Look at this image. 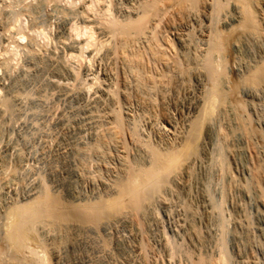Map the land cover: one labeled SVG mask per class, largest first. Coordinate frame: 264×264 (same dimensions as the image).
Instances as JSON below:
<instances>
[{"label": "rangeland", "instance_id": "rangeland-1", "mask_svg": "<svg viewBox=\"0 0 264 264\" xmlns=\"http://www.w3.org/2000/svg\"><path fill=\"white\" fill-rule=\"evenodd\" d=\"M45 6L48 8L46 9ZM62 7L63 4L46 0H0V102L5 99L9 101L8 108L2 107L0 109V112L2 111L0 113L1 206L11 205L18 201L20 203L26 202L24 200L28 195L34 194L44 186L48 188L51 194L58 195L64 203L70 202V204H79L89 200L97 201L114 194L116 182L124 176L126 167L132 164L131 161L134 162L133 164L145 163L147 152L136 139L140 138L139 140H141L143 138L142 140L159 146L162 150L169 145H179L183 140L184 130L186 131L187 124L183 122L187 123L186 119L197 116L198 106L196 105L199 104V96L202 97L203 89L209 84L206 78L200 74L196 57L207 46L206 38L201 37L198 28L190 32L192 38L189 37V40L180 38L182 32L175 31L170 26H162L158 29V32L162 31V34L159 33L156 44L170 59L172 82L164 79L165 83L163 80H159V77L157 78L158 71L163 67L154 66L153 55L149 50H147L149 54L146 51L142 53L144 57L136 58L149 75L156 76V83L160 82L157 85L163 90L161 91L157 85L155 89L152 87L153 84L146 79L148 78L145 76L146 74L142 83L132 71L127 57L136 53L137 50L130 49L123 51V53L119 51L120 53L117 52L116 54L114 52L115 44L109 42L107 44H111V46L105 44L106 48L104 46V48L98 47L99 52L96 51L95 47H92L87 54L89 61L84 60V63H81L82 66L75 60L69 59L67 57L68 46L72 45L73 41L68 35L69 31L66 32V30H68L69 22L72 21V11L69 10L70 15L65 16L62 13ZM35 14L36 16H34ZM17 18H22L26 29L24 31L27 38L21 44L15 42L18 39L17 32L20 31L18 30L20 23L17 22ZM43 27L47 36L44 41L36 38L33 34V30H42ZM163 31H168L169 34H166L170 38L169 40ZM174 32L175 34H173ZM193 34L195 37L192 36ZM64 38L67 41L63 40ZM261 38L263 39V37ZM240 39L233 40L229 47L230 52L228 51L227 54L223 55V58H226L225 61L230 60H227L228 63L226 61L225 75L221 77L223 79V81L221 80L222 90L227 94L230 93L227 98L226 106L228 107L224 106L225 111L222 105L216 106L212 118V122L215 121L212 123L214 129L212 141L209 140V135L203 129L199 146L200 160L193 164L191 174L189 176L183 175L184 179L182 181L180 179V183L173 184V187L170 186L167 192L166 190L162 192L157 197L159 199L154 200L155 203L153 202V208L149 209L148 217L142 214H133L132 211L126 210L123 216L106 222V226L100 228H91L90 225L84 226L75 222L64 225H54L49 222L38 224L35 228L37 233L35 240L37 241L32 243V247L40 252L39 255H42L41 246H43L52 264H196L200 258H205L207 263L214 259L217 260L221 254L220 251H222L220 246L225 244L224 250L228 253L226 254L228 264H264V198L261 195L264 191V87L259 86V89H256V87L251 86V88L247 84L245 87L240 82L242 75H246L248 69H252L256 65L254 63H258V60L260 61L261 57H264V40H259V37L250 38L251 40L244 37L243 40L241 39L242 41ZM254 39L256 40L254 41ZM140 45L144 49L148 43L138 44V48L141 50ZM13 47L17 48V50L15 48L16 58H12L11 55ZM93 48L95 52H93ZM94 55H98V57ZM2 56L4 58H1ZM175 60L184 63L187 73L181 74L175 70L173 67ZM1 63L4 65L2 66ZM240 67L241 69H238ZM69 73H72V76ZM94 74L98 76L100 81L94 82ZM120 82L122 83L119 84ZM124 82H128L129 85L125 83V86ZM141 86H144V89ZM202 87L204 88L202 89ZM106 90L108 93H110L109 90H112L111 93L117 90L120 95H118L119 99L114 100L112 96L108 95L105 97H108V100H113L108 101L104 97L102 102L100 96ZM130 93L132 94L130 95ZM165 94L168 96H164ZM126 95L128 98H125ZM163 98H165L164 101ZM100 101L101 103H99ZM231 101H233L232 104H230ZM115 105L117 107L114 109L121 107L122 115L126 119V121L124 120L126 131L123 134L125 136H121V138L124 137L122 139L114 136L116 133L115 126L113 120L109 119V114L111 110H114L112 107ZM144 114L145 116H143ZM176 124H179V127ZM246 130H249L248 134H246ZM136 132H138V136L135 134ZM182 132L184 133L182 134ZM133 134L136 139L132 137ZM172 135L176 136L173 137ZM175 138L176 140H174ZM133 139L135 140L133 141ZM257 163L262 167L263 177L260 187L255 184L253 174L251 172L248 174L249 172L246 170ZM120 170L122 174H120ZM119 174L122 175L121 178ZM62 180L64 181L62 182ZM35 185L41 187L35 188ZM57 190L58 192H56ZM2 217L0 219V241L1 230L3 229ZM37 244L40 247H37ZM208 264H212V261Z\"/></svg>", "mask_w": 264, "mask_h": 264}, {"label": "bare ground", "instance_id": "bare-ground-1", "mask_svg": "<svg viewBox=\"0 0 264 264\" xmlns=\"http://www.w3.org/2000/svg\"><path fill=\"white\" fill-rule=\"evenodd\" d=\"M18 1V0H17ZM40 1V0H39ZM48 2H57L63 4V12L68 15L72 11V21L69 22V37L72 39V45L68 46L69 53L67 57L71 60H75L81 65L84 60H88L87 56L89 50L92 47L98 50V47H103L105 44L112 42L115 44V51H128L134 50L137 52L133 55H129V64L136 74L139 82L144 80V77L147 76L148 80L153 84V88L157 87L159 83H156V76L153 74L149 75L148 72L140 65L139 60L136 58H142L143 52L147 50L153 55L152 62L154 66H162L157 73V78L159 80L166 79L169 82L173 81V75H171L170 63L168 56L163 53L156 44L157 38L160 35L158 32L159 28L162 26H170V28L181 31V37L185 40H189L190 32L193 29L198 28L200 31L201 37L206 38L207 46L197 54V61L199 64V70L202 77L204 76L207 80L208 87H202V97H200L198 106L197 116L194 118L186 119L187 123L183 122L186 125V131L182 132L183 140L177 146L167 147L162 150L159 146L153 145L148 141L136 139V136L133 134V138L139 141V143L144 147L145 152H147L145 163L143 164H133L131 161L127 169L125 170L124 176L121 178L122 171L120 170V180L112 181L116 182L115 193L108 196L107 198H100L97 201H85L79 204H70L64 203L58 195L51 194L48 188L41 187L40 190L36 191L32 195L24 200L26 202H15L11 205H0V215L3 218V229L1 230V241H0V264H52L47 256V251L42 247L41 253L32 247V243L37 241L36 239V226L40 223H52L54 225H64L68 223L75 222L79 225H90L91 228H100L109 222L114 220L118 216H123L126 210H130L133 214H142L146 215L152 205L155 203L157 197L161 195L162 192L170 189V186L173 187L180 179L182 181L183 175L189 176L191 174L192 167L195 162L197 163L200 160L199 155V146H200V137L203 129L209 135V140H213L214 129L212 127V118L216 106L227 105L228 94L221 88V78L225 75V64L227 65L228 61L224 60L223 55L227 54L229 47L233 40H238L241 37L248 39L258 38L259 40H264V0H46ZM28 2V1H27ZM31 2V1H30ZM39 3V2H38ZM47 3V2H46ZM23 4V3H22ZM34 5V4H33ZM39 5V4H38ZM45 5V4H44ZM47 5V4H46ZM27 6V4H26ZM32 6V5H31ZM35 6V5H34ZM40 6V5H39ZM49 6V5H48ZM38 7V6H37ZM42 7V6H41ZM46 7V6H45ZM50 7V6H49ZM56 7V6H55ZM11 8V7H10ZM35 8V7H33ZM39 8V7H38ZM44 8V7H43ZM48 7H46L47 9ZM57 8V7H56ZM60 8V7H59ZM15 9V8H14ZM37 9V8H36ZM35 9V10H36ZM61 9V10H62ZM26 10V9H25ZM28 10V9H27ZM34 10V9H33ZM41 10V9H40ZM12 11V10H11ZM30 11V10H29ZM27 11V12H29ZM32 11V10H31ZM60 11V10H59ZM6 12V11H5ZM16 12V11H15ZM38 12V10H37ZM54 12V11H53ZM58 12V11H57ZM11 13V12H10ZM32 13V12H29ZM27 13V14H29ZM56 13V12H55ZM60 13V14H62ZM59 14V12H58ZM70 15V14H69ZM4 16V15H3ZM16 16V15H15ZM36 16V14L34 15ZM38 16V15H37ZM14 17V16H13ZM19 17V16H18ZM3 18V17H2ZM31 18V17H30ZM39 18V17H38ZM68 18V17H67ZM16 19V18H15ZM22 19V18H21ZM17 18V22L20 23L18 31V39L15 42L18 44L23 43L26 40L25 35V26L24 22ZM63 19V18H62ZM29 21V20H28ZM32 21V20H31ZM62 21V20H61ZM69 21V20H68ZM48 22V21H47ZM46 22V23H47ZM60 22V21H59ZM63 22V21H62ZM4 23V22H3ZM30 23V22H29ZM28 23V24H29ZM33 23V22H32ZM61 23V22H60ZM6 24V23H5ZM4 24V25H5ZM27 24V23H26ZM37 24V23H36ZM48 24V23H47ZM2 25V24H1ZM15 25V24H14ZM13 25V26H14ZM39 25V24H38ZM56 25V24H55ZM16 26V25H15ZM30 26V25H29ZM28 26V27H29ZM36 26V25H35ZM43 26V25H42ZM67 27V24L65 25ZM3 27V25H2ZM5 27V26H4ZM12 27V26H11ZM46 27V26H45ZM58 27V26H57ZM61 27H63L61 25ZM27 28V27H26ZM49 28V27H48ZM4 29V28H3ZM10 29V28H9ZM16 29V28H15ZM37 29V28H36ZM41 29V28H40ZM33 30V34L36 38L47 39L46 33L43 30ZM47 29V28H46ZM65 29V28H63ZM62 29V31H63ZM162 30V29H161ZM196 30V29H195ZM48 31V30H47ZM50 31V30H49ZM61 31V32H62ZM65 31V30H64ZM171 32V30H169ZM6 32V31H5ZM13 32V31H12ZM11 32V33H12ZM165 32V33H164ZM173 32V31H172ZM198 32V31H196ZM195 32V33H196ZM48 33V32H47ZM164 35L168 31H163ZM194 33V32H193ZM13 34V33H12ZM66 34V33H65ZM166 34V35H167ZM175 34V32L173 33ZM9 35V34H8ZM62 35V34H61ZM165 35V36H166ZM63 36V35H62ZM194 36V34L192 35ZM8 37V36H7ZM11 37V36H10ZM34 37V36H33ZM59 37V36H58ZM64 37H66L64 35ZM67 37V38H69ZM168 37V35L166 36ZM195 37V36H194ZM63 38V37H62ZM192 38V37H190ZM243 38H241L243 40ZM12 39V38H11ZM58 39V38H57ZM56 39V40H57ZM163 39V38H162ZM170 38L168 37V40ZM178 39V38H177ZM240 39V41H242ZM247 39V40H248ZM250 39V40H251ZM13 40V39H12ZM59 40V39H58ZM63 40L67 41L66 38ZM69 40V39H68ZM160 40V39H159ZM172 40V39H171ZM175 40V39H174ZM256 39H254L255 41ZM8 41V40H7ZM36 41V40H35ZM64 41V42H65ZM166 41V40H164ZM183 41V39H182ZM181 41V42H182ZM244 41H246L244 39ZM249 41V40H248ZM20 42V43H19ZM29 42V41H28ZM52 42V41H51ZM63 42V41H62ZM142 42H147L148 45L144 49L141 46V50L138 48V44ZM168 42V41H167ZM197 42V41H196ZM13 43V42H12ZM50 43V41H49ZM162 43V42H161ZM170 43V42H169ZM242 43V42H241ZM245 43V42H244ZM45 44V42H44ZM64 44V43H63ZM76 44V45H75ZM113 44V45H114ZM174 44V43H172ZM240 44V42H239ZM257 44V43H256ZM261 44V43H260ZM10 45V44H9ZM8 45V46H9ZM30 45V44H29ZM40 45V44H39ZM110 45L111 44H107ZM144 45V44H142ZM262 45V44H261ZM264 45V44H263ZM16 46V44H15ZM139 46V47H140ZM161 46V45H160ZM163 46V44H162ZM238 46V44H237ZM243 46V45H242ZM105 47V46H104ZM103 47V48H104ZM109 47V46H108ZM170 47V46H169ZM16 47H13L11 50L12 58H16L17 52L15 51ZM102 48V50H103ZM106 48V47H105ZM163 48V47H162ZM245 48V47H244ZM247 48V47H246ZM9 49V48H8ZM94 49V48H93ZM108 49V48H107ZM243 49V48H242ZM262 49V48H261ZM17 50V48H16ZM36 50V49H35ZM165 50V48H164ZM163 50V51H164ZM235 50V49H234ZM253 50V49H252ZM91 51V50H90ZM251 51V50H250ZM3 52V51H2ZM23 52V51H22ZM30 52V51H29ZM95 52V49L93 50ZM92 52V53H93ZM230 52V51H229ZM255 52V51H254ZM261 52V51H260ZM10 53V52H9ZM120 53V52H119ZM148 53V51H147ZM252 53V52H251ZM2 54V53H1ZM91 52L89 53V55ZM94 54V53H93ZM136 54V55H135ZM149 54V53H148ZM146 54V55H148ZM176 54V53H175ZM99 55V54H98ZM98 55H94L98 57ZM6 56V55H4ZM2 56L1 58H4ZM20 56V55H19ZM33 56V55H32ZM51 56V55H50ZM93 56V55H92ZM118 56V55H117ZM230 56V55H229ZM144 57V56H143ZM148 57V56H147ZM226 57V56H225ZM254 57V56H253ZM263 57V56H262ZM252 69H248L247 74L241 77V83L246 87L247 85L256 87H264V57L262 58ZM121 58V57H120ZM133 58V59H131ZM91 59V58H90ZM95 59V58H94ZM245 59V58H244ZM6 60V59H5ZM13 60V59H12ZM64 60V59H63ZM93 60V58H92ZM119 60V59H118ZM124 60V59H123ZM122 60V61H123ZM151 60V59H150ZM243 60V59H242ZM9 62L8 60H6ZM39 61V60H38ZM45 61V60H44ZM69 61V60H67ZM89 61V60H88ZM91 61V60H90ZM102 61V60H101ZM120 61V62H122ZM246 61V60H245ZM253 61V60H252ZM56 62V61H55ZM70 62V61H69ZM125 62V61H124ZM242 62V61H241ZM240 62V63H241ZM257 62V60H256ZM17 63V62H16ZM84 63V62H83ZM87 63V62H86ZM119 63V62H118ZM189 63V62H188ZM239 63V64H240ZM2 66L4 65L1 63ZM47 64V63H46ZM65 64V63H64ZM63 64V65H64ZM173 67L179 73H187V68L184 66V63L175 60ZM249 64V63H248ZM253 64V65H254ZM41 65V63H40ZM54 65V64H53ZM88 65V64H87ZM118 65V64H117ZM126 65V64H125ZM238 65V64H237ZM244 65V64H243ZM242 65V66H243ZM11 66V65H10ZM55 66V65H54ZM53 66V67H54ZM68 66V65H67ZM82 66V65H81ZM37 67V66H36ZM46 67V66H45ZM60 67V66H59ZM150 67V65H149ZM235 67V66H234ZM252 67V66H251ZM51 68V67H50ZM49 68V69H50ZM68 68V67H67ZM147 68V67H146ZM156 68V67H155ZM195 68V67H194ZM232 68V67H231ZM250 68V67H249ZM9 69V68H8ZM48 69V68H47ZM48 69V70H49ZM60 69V68H59ZM74 69V68H73ZM123 69V68H122ZM130 69V68H129ZM157 69V68H156ZM238 69H241L238 68ZM237 69V70H238ZM247 69V68H246ZM62 70V69H61ZM70 70V69H69ZM76 70V69H75ZM80 70V69H78ZM174 70V69H173ZM194 70V69H193ZM243 70V69H242ZM52 71V70H51ZM50 71V72H51ZM67 71V70H66ZM72 71V70H71ZM232 71V70H231ZM46 72V70H45ZM77 72V71H76ZM150 72V71H149ZM153 72V71H152ZM175 72V71H174ZM47 73V72H46ZM62 73V72H61ZM65 73V72H63ZM81 74V71L79 72ZM173 73V72H172ZM238 73V72H237ZM12 74V73H11ZM52 74V73H51ZM55 74V73H54ZM72 76V73H69ZM104 74V73H103ZM121 74V73H120ZM146 74V75H145ZM193 74V73H192ZM229 74V73H228ZM57 75V74H56ZM59 75V74H58ZM57 75V76H58ZM62 75V74H61ZM65 75V74H64ZM74 75V74H73ZM78 75V74H77ZM89 75V74H88ZM95 75V74H94ZM145 75V76H144ZM179 75V74H178ZM233 75V74H232ZM237 75V74H236ZM80 76V75H79ZM131 76V75H130ZM10 77V76H9ZM47 77V76H46ZM67 77V76H66ZM69 77V76H68ZM67 77V78H68ZM78 77V76H76ZM203 77V78H204ZM105 78V77H104ZM118 78V77H117ZM126 78V77H125ZM132 78V77H131ZM136 78V79H137ZM31 79V78H30ZM57 79V78H56ZM107 79V78H106ZM110 79V77H109ZM112 79V78H111ZM124 79V78H123ZM130 79V78H129ZM137 79V80H138ZM71 80V79H70ZM94 82L100 81L98 76H94ZM136 80V81H137ZM205 80V79H204ZM240 80V79H239ZM77 81V80H76ZM91 81V80H90ZM125 81V79H124ZM130 81V80H129ZM133 81V80H132ZM149 81V82H150ZM176 81V80H175ZM189 81V80H188ZM84 82V81H83ZM87 82V81H86ZM105 82V81H104ZM135 82V81H134ZM147 82V81H146ZM144 82V83H146ZM148 82V83H149ZM177 82V81H176ZM52 83V82H51ZM103 83V81H102ZM120 82L119 84H121ZM128 83V82H124ZM143 83V82H142ZM141 83V85H143ZM162 83V82H161ZM166 83V82H165ZM191 83V82H190ZM224 83V82H223ZM222 83V85H224ZM226 83V82H225ZM233 83V82H232ZM15 84V83H14ZM42 84V83H41ZM77 84V83H76ZM90 84V83H88ZM100 84V83H99ZM158 84V85H157ZM186 84V83H185ZM188 84V83H187ZM186 84V85H187ZM204 84V82H203ZM202 84V85H203ZM55 85V84H54ZM107 85V84H106ZM112 85V84H111ZM129 85V83H128ZM157 85V86H156ZM162 85V84H161ZM164 85V84H163ZM167 85V84H165ZM169 85V84H168ZM167 85V86H168ZM184 85V83H183ZM182 85V86H183ZM192 85V84H191ZM49 86V85H48ZM62 86V85H61ZM66 86V85H65ZM92 86V84H91ZM115 86V85H114ZM124 86V85H123ZM126 86V84H125ZM132 86V85H131ZM140 86V85H139ZM149 86V85H147ZM146 86V87H147ZM151 86V85H150ZM178 86V85H177ZM176 86V87H177ZM198 86V85H197ZM196 86V87H197ZM204 86V85H203ZM235 86V84H234ZM240 86V85H239ZM242 86V87H243ZM20 87V86H19ZM54 87V86H53ZM119 87V86H118ZM117 87V88H118ZM144 89V86H141ZM166 87V86H165ZM184 87V86H183ZM232 87V86H231ZM230 87V88H231ZM249 87V86H248ZM55 88V87H54ZM58 88V87H57ZM62 88V87H61ZM91 88V87H90ZM102 88V87H101ZM140 89L139 87H137ZM151 88V87H150ZM152 88V89H153ZM160 89V87L158 86ZM167 88V87H166ZM193 88V87H192ZM227 88V87H226ZM252 88V87H251ZM261 88V87H260ZM1 89V88H0ZM16 89V88H15ZM21 89V88H20ZM73 89V88H72ZM122 89V88H121ZM141 89V90H142ZM147 89V88H146ZM145 89V90H146ZM149 89V88H148ZM176 89V88H175ZM182 89V88H181ZM184 89V88H183ZM236 89V88H235ZM259 89V88H258ZM8 90V89H7ZM6 90V91H7ZM42 90V89H41ZM74 90H76L74 88ZM114 90V89H113ZM123 90V89H122ZM121 90V92H122ZM132 90V89H131ZM137 90V89H136ZM150 90V89H149ZM161 90V89H160ZM167 90V89H166ZM195 90V89H193ZM232 91V89H230ZM255 90V89H254ZM262 90V89H261ZM264 90V89H263ZM58 91V90H57ZM71 91V89H70ZM73 91V90H72ZM86 91V90H85ZM84 91V92H85ZM105 91L102 93L100 98L103 102L105 96L110 95L114 100L119 99V92L117 90L111 91L110 93ZM117 91V92H116ZM134 91V90H133ZM138 91V90H137ZM152 91V90H151ZM157 91V90H155ZM163 91V90H161ZM176 91V90H175ZM196 91V90H195ZM250 91V89H249ZM248 91V92H249ZM16 92V91H15ZM131 92V91H130ZM139 92V91H138ZM165 92V91H164ZM178 92V91H177ZM192 92V91H191ZM233 92V91H232ZM252 92V91H250ZM257 92V91H256ZM259 92V91H258ZM1 93V92H0ZM123 93V92H122ZM128 93V92H127ZM143 93V92H142ZM146 93V92H144ZM157 93V92H156ZM155 93V94H156ZM160 93V92H159ZM162 93V92H161ZM166 93V92H165ZM180 93V92H179ZM236 93V91H235ZM35 94V92H34ZM74 94V93H73ZM132 93H130L131 95ZM138 94V93H136ZM163 94V93H162ZM176 94V93H175ZM185 94V93H184ZM28 95V94H27ZM46 95V94H45ZM54 95V94H53ZM129 95V94H128ZM135 95V94H134ZM140 94H138L139 96ZM18 96V95H17ZM25 96V95H24ZM38 96V95H37ZM41 96V95H40ZM68 96V95H67ZM74 96V95H73ZM120 96V95H119ZM127 96V95H126ZM141 96V95H140ZM168 96V95H164ZM250 96V95H248ZM6 97V96H5ZM27 97V96H26ZM72 97V96H71ZM105 97V98H104ZM142 97V96H141ZM157 97V96H155ZM177 98V96H175ZM198 97V99H199ZM234 97V96H233ZM108 98V97H107ZM106 98V100H108ZM125 98H128L125 97ZM151 98V97H150ZM153 98V97H152ZM159 98V97H158ZM99 99V98H98ZM111 99V100H113ZM165 98H163L164 101ZM16 100V99H15ZM41 100V99H40ZM100 100V99H99ZM98 100V101H99ZM108 100V101H111ZM126 100V99H125ZM130 100V99H129ZM147 100V99H146ZM155 100V99H154ZM153 100V101H154ZM174 100V99H173ZM233 100V99H232ZM32 101V100H31ZM140 101V100H139ZM145 101V100H144ZM143 101V102H144ZM149 101V100H148ZM194 101V100H193ZM8 102L6 99L0 102V109L8 108ZM40 102V101H39ZM93 102V101H92ZM107 102V101H106ZM129 102V101H128ZM131 102V101H130ZM142 102V103H143ZM166 102V101H165ZM195 102V101H194ZM231 101L230 104H232ZM98 103V102H97ZM101 103V101L99 102ZM105 103V102H104ZM108 103V102H107ZM105 103V104H107ZM141 103V104H142ZM156 103V102H155ZM167 103V102H166ZM178 103V102H177ZM192 103V102H191ZM229 103V102H228ZM248 103V102H247ZM258 103V102H257ZM256 103V104H257ZM13 104V103H12ZM89 104V102H88ZM121 104V103H120ZM135 104V103H134ZM149 104V103H147ZM146 104V105H147ZM152 104V103H151ZM159 104V103H158ZM229 104V105H230ZM17 105V104H16ZM114 105V104H113ZM124 105V104H123ZM94 106V105H93ZM143 106V105H142ZM155 106V105H154ZM159 106V105H158ZM235 106V104H234ZM12 107V106H11ZM102 107V106H101ZM109 107V106H108ZM115 105L112 107L116 108ZM130 107V106H129ZM132 107V106H131ZM149 107V106H148ZM160 107V106H159ZM165 107V106H164ZM176 107V106H175ZM232 108V106H230ZM100 108V107H99ZM119 109L111 110L109 114V119L113 120L112 126L115 128L116 137H120L125 133V122L121 107ZM153 108V107H152ZM167 108V107H166ZM257 108V107H256ZM105 109V108H104ZM111 109V108H110ZM140 109V108H139ZM160 109V108H159ZM11 110V109H10ZM109 110V109H108ZM221 110V109H220ZM219 110V111H220ZM225 110V109H224ZM6 111V110H5ZM17 111V110H16ZM15 111V112H16ZM147 111V110H146ZM226 111V110H225ZM2 112V111H1ZM0 112V113H1ZM94 112V111H93ZM103 112V111H102ZM107 112V110H106ZM125 112V111H124ZM6 113V112H5ZM147 113V112H146ZM162 113V112H161ZM223 113V112H222ZM221 113V114H222ZM226 113V112H225ZM98 114V113H97ZM124 114V113H123ZM135 114V113H134ZM156 114V113H155ZM192 114V113H191ZM107 115V114H106ZM195 115V114H194ZM217 115V114H216ZM224 115V114H223ZM249 115V114H248ZM8 116V115H7ZM108 116V115H107ZM132 116V115H131ZM145 116V114L143 115ZM155 116V115H154ZM219 116V115H218ZM14 117V116H13ZM102 117V116H101ZM139 117V116H138ZM149 117V116H148ZM153 117V116H151ZM155 118V117H153ZM152 118V119H153ZM157 118V117H156ZM166 118V117H165ZM5 119V118H4ZM100 119V118H99ZM107 120V118H105ZM110 119V120H111ZM168 119V118H167ZM248 119V118H247ZM91 120V119H90ZM149 120V119H148ZM160 120V119H159ZM176 120V119H175ZM241 120V119H240ZM143 121V120H142ZM252 121V120H251ZM11 122V121H10ZM13 122V121H12ZM105 122V121H104ZM103 122V123H104ZM172 122V121H171ZM243 122V120H242ZM248 122V121H247ZM110 123V122H109ZM112 123V122H111ZM241 123V122H240ZM108 124V123H107ZM173 124V123H171ZM181 124V123H180ZM183 124V125H184ZM9 125V124H8ZM109 125V124H108ZM147 125V124H146ZM177 125V124H176ZM179 125V124H178ZM177 125V126H178ZM182 125V127H183ZM152 126V125H151ZM173 126V125H172ZM185 126V125H184ZM248 126V124H247ZM94 127V126H92ZM102 127V126H101ZM146 127V126H145ZM179 127V126H178ZM245 127V126H244ZM2 128V127H1ZM110 128V127H109ZM113 128V129H114ZM174 128V126H173ZM221 128V127H220ZM249 128V127H248ZM108 129V128H106ZM130 129V128H129ZM128 129V130H129ZM175 129V128H174ZM185 129V128H184ZM234 129V128H233ZM165 130V129H164ZM168 131V128L166 129ZM177 130V129H176ZM219 130V129H218ZM90 131V130H89ZM114 131V130H113ZM130 131V130H129ZM137 131V129H136ZM144 131V130H143ZM170 131V130H169ZM249 130H246L248 134ZM255 131V130H254ZM87 132V131H86ZM134 132V131H133ZM173 133V131H170ZM176 134V131H174ZM204 132V131H203ZM251 132V131H250ZM99 133V132H98ZM97 133V134H98ZM106 133V132H105ZM111 133V132H110ZM136 132L135 134H137ZM180 133V132H179ZM220 133V132H219ZM255 133V132H254ZM166 134V133H165ZM218 134V133H217ZM3 135V134H2ZM112 135V134H111ZM221 135V134H219ZM223 135V134H222ZM8 136V135H7ZM125 136V135H123ZM138 136V134H137ZM173 136V135H172ZM176 136V135H175ZM173 136V137H175ZM182 136V135H181ZM180 136V137H181ZM224 136V135H223ZM236 136V135H235ZM242 136V135H241ZM99 137V136H98ZM104 137V136H103ZM117 137V138H118ZM127 137V136H126ZM162 137V136H161ZM217 137V136H216ZM110 138V137H109ZM124 138V137H122ZM121 138V139H122ZM138 138V137H137ZM170 138V137H169ZM178 138V137H177ZM221 138V137H220ZM73 139V138H72ZM103 139V138H102ZM101 139V140H102ZM112 139V138H111ZM115 139V137H114ZM113 139V140H114ZM119 139V138H118ZM133 139V141L135 140ZM218 139V138H217ZM263 139V138H262ZM74 140V139H73ZM117 140V139H116ZM131 140V139H130ZM148 140V139H147ZM169 140V139H168ZM176 140V138L174 139ZM255 140V139H254ZM264 140V139H263ZM119 141V140H118ZM127 142V139L125 140ZM150 141V140H149ZM101 142V141H100ZM99 142V143H100ZM109 142V141H108ZM113 142V141H112ZM115 142V141H114ZM151 142V141H150ZM154 142V141H153ZM160 142V141H159ZM170 142V141H169ZM176 142V141H175ZM257 142V141H256ZM77 143V142H76ZM86 143V142H85ZM105 143V142H104ZM155 143V142H154ZM174 143V142H172ZM101 144V143H100ZM126 144V143H125ZM131 144V143H130ZM168 144V143H167ZM252 144V143H251ZM259 144V143H258ZM97 145H99L97 143ZM106 145V144H105ZM172 145V144H171ZM15 146V145H14ZM92 146V145H91ZM90 146V147H91ZM141 146V148H143ZM162 146V145H161ZM160 146V147H161ZM166 146V145H165ZM254 146V145H253ZM78 147V146H75ZM97 147V146H95ZM125 147V146H124ZM132 147V146H131ZM229 147V146H228ZM67 148V147H66ZM94 148V146H93ZM99 148V147H97ZM101 148V147H100ZM105 148V147H104ZM80 149V148H79ZM103 149V148H102ZM116 149V148H115ZM130 149V148H129ZM137 149V148H136ZM223 149V148H222ZM225 149V148H224ZM100 150V149H99ZM143 150V149H142ZM76 151V150H75ZM83 151V150H82ZM93 151V150H92ZM129 151V150H127ZM263 151V150H262ZM9 152V151H8ZM91 152V151H90ZM144 152V151H143ZM206 152V151H205ZM221 152V151H220ZM88 153V152H87ZM99 153V152H98ZM121 153V152H120ZM135 153V152H134ZM138 153V151H137ZM223 153V152H222ZM221 153V154H222ZM253 153V152H252ZM142 154V153H141ZM140 154V155H141ZM7 155V154H6ZM130 155V154H129ZM138 155V154H137ZM225 155V153H224ZM251 155V154H250ZM223 156V155H222ZM252 156V155H251ZM254 156V155H253ZM261 156V155H260ZM66 157V156H65ZM123 157V156H122ZM136 157V156H135ZM134 157V158H135ZM224 157V156H223ZM78 158V157H77ZM131 158V157H129ZM128 158V159H129ZM256 158V157H255ZM4 159V158H3ZM74 159V158H73ZM122 159V158H121ZM133 159V158H132ZM203 159V158H202ZM1 160V158H0ZM22 160V159H21ZM45 160V159H44ZM43 160V161H44ZM78 160V159H77ZM54 161V160H53ZM59 161V160H58ZM64 161V160H63ZM120 161V160H119ZM128 161V160H127ZM143 161V162H144ZM221 161V160H220ZM22 162V161H21ZM199 162V161H198ZM203 162V161H202ZM259 162V161H258ZM109 163V162H107ZM136 163V161H135ZM142 163V162H141ZM223 163V162H222ZM129 164V161H128ZM220 164V163H219ZM50 165V164H49ZM57 165V164H56ZM124 165V164H123ZM21 166V165H20ZM68 166V165H67ZM110 166V165H108ZM125 166V165H124ZM201 166V165H200ZM221 166V165H220ZM51 167V166H50ZM123 167V166H122ZM223 167V165H222ZM247 167V166H246ZM250 167V166H248ZM74 168V167H73ZM206 168V167H205ZM49 169V168H48ZM62 169V168H61ZM106 169V168H105ZM117 169V168H116ZM60 170V169H59ZM101 170V169H100ZM107 170V169H106ZM248 174L250 172L254 176V182L257 186L260 187L262 179V167L257 163L252 168L246 169ZM5 171V170H4ZM124 171V170H123ZM226 171V170H224ZM223 171V172H224ZM264 171V170H263ZM16 172V171H15ZM213 172V171H212ZM227 172V171H226ZM118 173V172H116ZM59 174V173H58ZM70 174V173H69ZM68 174V175H69ZM108 174V173H107ZM251 174V175H252ZM73 175V174H72ZM116 175V174H115ZM37 177V175H36ZM118 177V176H117ZM182 177V178H181ZM191 177V176H190ZM116 178V177H115ZM196 178V177H195ZM11 179V178H10ZM35 180V179H34ZM54 180V179H53ZM116 180V179H115ZM118 180V179H117ZM217 180V179H216ZM10 181V180H9ZM44 181V180H43ZM61 181V180H60ZM64 180H62L63 182ZM69 181V180H68ZM73 181V179H72ZM221 181V180H220ZM246 181V180H245ZM30 182V181H29ZM51 182V181H50ZM54 182V181H53ZM52 182V183H53ZM61 182V183H62ZM74 182V181H73ZM5 183V182H4ZM33 183V182H32ZM42 183V181H41ZM246 183V182H245ZM39 184V183H38ZM46 184V183H45ZM69 184V183H68ZM67 184V185H68ZM76 184V183H75ZM111 184V183H110ZM2 185V184H1ZM51 185V184H50ZM70 185V184H69ZM114 185V184H113ZM182 185V184H181ZM60 186V185H59ZM185 186V185H184ZM250 186V185H249ZM1 187V186H0ZM51 187V186H50ZM61 187V186H60ZM68 187V186H67ZM74 187V185H73ZM176 187V186H175ZM225 187V186H224ZM10 188V187H9ZM70 188V187H69ZM75 188V187H74ZM244 188V187H243ZM257 188V187H256ZM52 189V188H50ZM55 189V188H54ZM177 189V188H175ZM250 189V188H249ZM254 189V188H253ZM261 189V188H260ZM2 190V189H1ZM0 190V191H1ZM34 190V189H33ZM172 190V189H171ZM183 190V189H182ZM264 190V189H263ZM35 191V190H34ZM252 191V190H251ZM33 192V191H32ZM58 192V190L56 191ZM62 192V191H61ZM102 192V191H101ZM170 192V191H168ZM249 192V191H248ZM30 193V192H29ZM94 193V192H93ZM112 193V191H111ZM176 194V192H174ZM101 194V193H100ZM180 194V193H179ZM242 194V193H241ZM79 195V194H78ZM106 195V194H105ZM163 195V194H162ZM264 198V191L261 193ZM103 196V195H102ZM165 196V195H164ZM163 196V197H164ZM174 196V195H173ZM176 196V195H175ZM172 197V196H171ZM93 198V197H92ZM166 198V197H165ZM164 198V199H165ZM178 198V197H177ZM2 199V198H1ZM4 199V197H3ZM159 199V198H157ZM260 199V197H259ZM78 200V199H77ZM264 200V199H263ZM82 201V200H81ZM160 201V200H159ZM164 201V200H163ZM225 201V199H224ZM6 202V201H5ZM8 202V201H7ZM79 202V201H78ZM154 202V203H153ZM157 202V201H156ZM161 202V201H160ZM221 202V200H220ZM257 202V201H256ZM2 203V202H1ZM4 203V202H3ZM11 203V201H10ZM72 203V202H71ZM223 203V201H222ZM159 204V203H158ZM224 204V203H223ZM253 205V204H252ZM255 206V205H254ZM264 206V205H263ZM153 208V207H152ZM157 208V207H156ZM211 208V207H210ZM158 209V208H157ZM208 209V208H207ZM218 210V208H217ZM258 211V210H257ZM157 212V211H156ZM188 212V211H187ZM152 213V212H151ZM129 214V212H128ZM159 214V213H158ZM261 214V213H260ZM149 215V214H148ZM137 216V215H136ZM141 216V215H140ZM145 216V217H146ZM0 217V219H1ZM126 217V216H125ZM138 217V216H137ZM144 217V216H143ZM142 217V218H143ZM148 217V216H147ZM159 217V216H157ZM141 218V217H140ZM155 218V217H154ZM124 219V218H123ZM130 219V218H129ZM149 219V218H147ZM120 221V220H119ZM138 221V219H137ZM264 221V220H263ZM114 222V221H113ZM132 222V220H131ZM140 222V221H139ZM144 222V221H143ZM220 222V220H219ZM224 222V221H223ZM111 223V222H110ZM121 223V222H120ZM109 224V223H108ZM123 224V223H122ZM142 224V222H141ZM43 225V224H42ZM45 225V224H44ZM242 225V224H241ZM89 226V227H90ZM106 226V225H105ZM138 227V226H137ZM106 228V227H105ZM104 228V229H105ZM225 228V227H224ZM38 229V228H37ZM137 229V228H136ZM197 229V227H196ZM90 230V229H89ZM97 230V229H94ZM106 230V229H105ZM199 230V229H197ZM38 231V230H37ZM104 231V230H103ZM97 232V231H95ZM139 232V231H138ZM225 232V231H224ZM147 233V232H146ZM218 233V231H217ZM139 234V233H138ZM190 234V233H189ZM39 235V234H38ZM187 235V234H186ZM140 236V235H139ZM227 236V235H226ZM188 237V236H187ZM219 237V236H218ZM40 238V237H39ZM186 239V238H185ZM220 239V238H219ZM224 240V239H223ZM41 241V240H40ZM219 241V240H218ZM222 241V240H221ZM223 242V241H222ZM59 244V243H58ZM222 244V243H221ZM41 245V244H40ZM217 245V244H216ZM225 245V244H224ZM224 245L220 246L222 248L221 254L218 256L217 260H211L212 264H228V259L224 250ZM54 246V245H53ZM52 246V248H53ZM203 246V245H202ZM218 246V245H217ZM37 247H40L37 244ZM226 247V246H225ZM167 248V247H166ZM48 250V249H47ZM206 250V249H205ZM227 250V249H226ZM226 252V253H225ZM141 254V253H140ZM219 254V253H218ZM205 256V255H202ZM211 257V256H210ZM198 258V257H197ZM205 259V258H204ZM204 259H199L196 264H208L211 261H205ZM208 260V259H206ZM230 260V259H229ZM141 263V262H140ZM194 264V263H193ZM231 264V263H230Z\"/></svg>", "mask_w": 264, "mask_h": 264}]
</instances>
